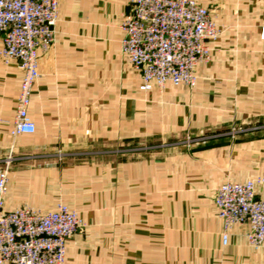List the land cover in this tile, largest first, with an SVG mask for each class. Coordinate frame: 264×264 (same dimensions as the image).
I'll use <instances>...</instances> for the list:
<instances>
[{
	"label": "crops",
	"instance_id": "crops-1",
	"mask_svg": "<svg viewBox=\"0 0 264 264\" xmlns=\"http://www.w3.org/2000/svg\"><path fill=\"white\" fill-rule=\"evenodd\" d=\"M193 1L220 32L210 59L192 87L143 91L122 55L129 2L59 0L31 135H12L23 72L0 58V171L14 158L5 209L76 212L86 227L66 264H264L247 224L224 244L215 205L225 183L264 180V0ZM255 193L264 201V182Z\"/></svg>",
	"mask_w": 264,
	"mask_h": 264
},
{
	"label": "built area",
	"instance_id": "built-area-1",
	"mask_svg": "<svg viewBox=\"0 0 264 264\" xmlns=\"http://www.w3.org/2000/svg\"><path fill=\"white\" fill-rule=\"evenodd\" d=\"M129 12L122 29V55L141 74L142 90L194 86L195 66L210 59L209 42L220 34L208 9L193 0H127ZM59 0H0V58L15 61L23 72L17 99L13 136L36 131L29 106L40 78L39 59L54 43ZM236 130H232L235 134ZM188 138L187 146L195 143ZM56 159L65 157L58 150ZM14 158L0 171V264H66L67 242L85 221L67 206L41 213L32 208L5 209L6 187ZM264 180L225 183L215 194L217 214L224 223L223 241L236 224H247L248 242L264 249V201L255 187Z\"/></svg>",
	"mask_w": 264,
	"mask_h": 264
}]
</instances>
